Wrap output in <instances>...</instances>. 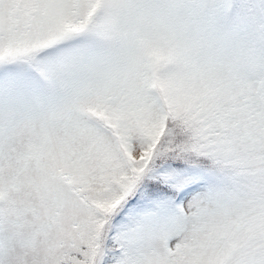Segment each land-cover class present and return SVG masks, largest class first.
Here are the masks:
<instances>
[{"label":"snow or ice","instance_id":"1","mask_svg":"<svg viewBox=\"0 0 264 264\" xmlns=\"http://www.w3.org/2000/svg\"><path fill=\"white\" fill-rule=\"evenodd\" d=\"M0 264H264V0H0Z\"/></svg>","mask_w":264,"mask_h":264}]
</instances>
